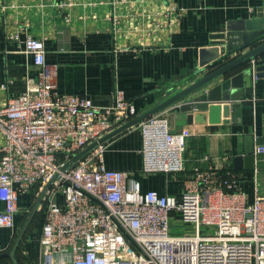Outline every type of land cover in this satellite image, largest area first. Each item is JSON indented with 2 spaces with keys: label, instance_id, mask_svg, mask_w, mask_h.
<instances>
[{
  "label": "built area",
  "instance_id": "1",
  "mask_svg": "<svg viewBox=\"0 0 264 264\" xmlns=\"http://www.w3.org/2000/svg\"><path fill=\"white\" fill-rule=\"evenodd\" d=\"M23 45L36 74L0 107V228L16 230L21 195L39 185L38 197L60 173L42 205L39 264H264V195L251 197L231 170L194 168L180 197L143 192L133 173L106 166L105 144L61 173L74 154L139 113L122 90L109 107L60 93L44 41L28 36ZM140 128L143 176L186 172L189 129L173 132L159 115ZM173 221L193 232L173 233Z\"/></svg>",
  "mask_w": 264,
  "mask_h": 264
},
{
  "label": "crops",
  "instance_id": "2",
  "mask_svg": "<svg viewBox=\"0 0 264 264\" xmlns=\"http://www.w3.org/2000/svg\"><path fill=\"white\" fill-rule=\"evenodd\" d=\"M263 2L0 0V107L20 96L28 77L36 74L32 56L24 52L23 45L28 36H33L44 41L47 61L59 66L60 93L85 96L96 106L109 107L115 102L116 91L122 90L140 115L166 99L168 88L182 90L206 75L196 74L199 51L210 47L213 37L224 32L229 22L255 15ZM10 33L19 34V40L9 38ZM234 58L235 54L212 70ZM244 84L231 97L228 115H222L216 124L207 121L179 126L168 111L158 115L169 120L173 132L185 128L191 131L186 172L210 163L221 171L231 170L238 176L240 187L252 197L255 192L264 195V170L236 171L233 159L244 154L247 137L252 136V145L264 140V78L255 76L250 88ZM4 141L0 132V148ZM143 144L140 126L112 139L106 143V166L133 173L143 192L155 190L180 197L184 180L173 174H141ZM33 194L35 190L20 197L16 230L0 228V255L12 248L37 199ZM3 208L0 201V210ZM43 222L44 217L34 221L24 238L18 251L21 264H39ZM0 264L12 261L5 257Z\"/></svg>",
  "mask_w": 264,
  "mask_h": 264
},
{
  "label": "water",
  "instance_id": "3",
  "mask_svg": "<svg viewBox=\"0 0 264 264\" xmlns=\"http://www.w3.org/2000/svg\"><path fill=\"white\" fill-rule=\"evenodd\" d=\"M213 38L214 42L210 47L199 51V71L196 74L206 75L182 90L174 92V87L168 88L166 94L170 95L166 99L74 154L62 166L61 173L74 167L99 146L162 112L168 111L179 126L192 125L193 122L198 125L206 124L207 121L216 124L222 119V115L227 116L228 104L238 89L244 88V83L250 88L254 76L264 78V2L256 9L255 15L229 22L226 30ZM233 54L236 58L212 70L216 64ZM242 82L243 85H240ZM251 139L252 136L246 138L244 154L233 159L236 171L264 170V154H255V145L264 146V140L259 139L257 144L252 145ZM59 178L60 173L42 188L19 229L12 248L6 254L0 255V259L8 257L12 264H21L18 257L20 246L41 211L52 184Z\"/></svg>",
  "mask_w": 264,
  "mask_h": 264
},
{
  "label": "trees",
  "instance_id": "4",
  "mask_svg": "<svg viewBox=\"0 0 264 264\" xmlns=\"http://www.w3.org/2000/svg\"><path fill=\"white\" fill-rule=\"evenodd\" d=\"M191 173H192V171H191ZM191 173H190V172H183V173H179V174H177V176H178V179H180L181 181H183V180H185L186 176H187V175H190ZM247 176H248V175H247ZM34 190H35V192H36V194H37V192L39 191V185L36 186V187L34 188ZM36 194H33V195H35L34 197H36ZM41 217H45V206H44L43 209L39 212L38 216L36 217V220L39 219V218H41ZM36 220H35V221H36ZM41 220H42V219H41ZM43 223H44V222H43Z\"/></svg>",
  "mask_w": 264,
  "mask_h": 264
},
{
  "label": "rangeland",
  "instance_id": "5",
  "mask_svg": "<svg viewBox=\"0 0 264 264\" xmlns=\"http://www.w3.org/2000/svg\"><path fill=\"white\" fill-rule=\"evenodd\" d=\"M178 178V176H175ZM172 232L175 234H185V233H192L193 231L189 228H185L184 225L177 224L175 221L172 222Z\"/></svg>",
  "mask_w": 264,
  "mask_h": 264
}]
</instances>
